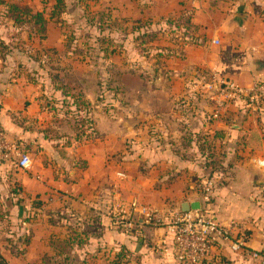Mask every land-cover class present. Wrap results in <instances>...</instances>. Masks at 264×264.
I'll return each mask as SVG.
<instances>
[{
	"label": "crops",
	"instance_id": "obj_1",
	"mask_svg": "<svg viewBox=\"0 0 264 264\" xmlns=\"http://www.w3.org/2000/svg\"><path fill=\"white\" fill-rule=\"evenodd\" d=\"M229 4L231 11L222 15L221 6L211 24L204 16L191 17L195 30H203L207 40L183 47L181 70L173 68L181 76H171L172 91L128 94L129 105L115 100L107 108L95 105L93 96L81 97L93 107L86 113L91 126L85 136L77 137L73 124L62 142L61 129L49 121V110L40 96L29 101L22 113L37 121V133L30 130L32 126L15 124L9 106L3 103L6 109L0 110V125L8 140L41 147L38 156L29 153V169H9L8 183L0 184V207L8 208L10 220L16 221L17 211L29 206L24 195L39 196L43 205L44 196L70 194L91 212L95 228L89 233V224L83 230L88 233L89 251L110 247L112 241L117 250L124 248L137 255L139 264H174L172 242L164 228L141 225L134 233L118 232L107 217L111 213L114 220V206L134 199L167 212L181 210L183 203L199 202L200 206V190L210 178L211 213L223 222H240L247 249L264 250V164H257L264 162V103L250 108L235 98L215 118L210 94L191 91L192 85L202 86L219 77L246 88L255 81L264 82V0H232ZM218 37L221 42L213 44ZM253 130L262 138L260 147H241L243 133ZM204 140L214 147L225 168L211 174L204 167V155L199 156L196 145ZM14 183L18 188L6 193L5 187ZM105 226L111 231L104 232ZM149 244L157 245V252ZM203 264L255 263L224 243Z\"/></svg>",
	"mask_w": 264,
	"mask_h": 264
},
{
	"label": "rangeland",
	"instance_id": "obj_2",
	"mask_svg": "<svg viewBox=\"0 0 264 264\" xmlns=\"http://www.w3.org/2000/svg\"><path fill=\"white\" fill-rule=\"evenodd\" d=\"M7 1L29 7L33 12L41 11L46 20V30L40 33L35 25L18 27L0 8V110L6 109L3 106L6 103L15 124L23 128L32 126L30 130L37 133V121L26 119L22 113L29 101L40 96L43 106L49 110V121L61 129L62 142L69 137V127L87 118V111L93 110V107L84 101V105L71 106L73 99L70 101L62 97L61 89L72 94L80 92L82 97L93 96V103L103 104V107L114 104L115 100L129 105L128 94L148 93L155 89L172 91L170 78L181 76V71L173 72V68L181 70L179 64L183 59V47L187 44L197 46L198 41L203 43L207 40L203 30L196 31L192 23L187 32L184 27H177L179 18L199 15L211 24L214 12L218 13L222 6V15L229 13V3L232 2L66 0L65 12L60 19H54L50 17L53 0ZM230 20L234 19L230 17ZM218 40L221 42V38ZM191 91L200 95L201 85H192ZM79 110L80 113L77 112ZM48 128L51 126L44 129L48 131ZM18 143L15 145L20 154L38 156L41 150L39 144ZM210 152L211 144H204L201 149L197 147L200 157H206ZM215 152V166L225 168L224 161ZM197 153L192 151V154ZM0 168L3 172L0 184H7L6 171L19 166L12 157L0 161ZM62 169L66 170L64 166ZM65 175L68 176L67 173ZM5 188H8V193L18 186L14 183V186ZM15 194V201H18V193ZM24 198L28 199L29 206L17 211L16 221L10 220L7 207H0V254L7 264L115 262V242L111 241L110 247L104 245L89 251L87 244L90 240L82 245H71L66 241L72 237L74 230L81 232L90 224L89 233H92L95 228L91 212L73 201L70 194L60 192L44 196L42 198L46 201L43 205L39 196L24 195ZM36 203L41 205L36 206ZM109 217L111 220V213ZM108 219L107 222L112 225ZM107 231L111 230L105 226L104 232ZM23 239L29 240L30 244L24 245ZM148 247L154 252L158 250L155 244ZM124 260H128L126 264H139L138 256L133 253Z\"/></svg>",
	"mask_w": 264,
	"mask_h": 264
},
{
	"label": "built area",
	"instance_id": "obj_3",
	"mask_svg": "<svg viewBox=\"0 0 264 264\" xmlns=\"http://www.w3.org/2000/svg\"><path fill=\"white\" fill-rule=\"evenodd\" d=\"M212 43L219 44L218 39ZM212 82L201 86L215 101L213 117L218 118L219 112L226 109L232 100L240 99L246 107L256 108L264 103V82L255 81L249 87H243L227 78L212 79ZM14 157L16 164L22 170L31 166V157L20 154L15 143L8 140L0 129V160ZM258 165L264 164L262 160ZM201 203L198 209L189 211H164L138 203L135 199L127 204L114 206L113 219L121 223L126 231L131 230L137 222L155 228H164L173 247L175 264H201L207 260L215 248L227 243L232 251L244 253L255 263L264 264L262 250H248L245 240L244 226L237 221L226 222L217 219L209 209V194L211 181L206 180Z\"/></svg>",
	"mask_w": 264,
	"mask_h": 264
},
{
	"label": "trees",
	"instance_id": "obj_4",
	"mask_svg": "<svg viewBox=\"0 0 264 264\" xmlns=\"http://www.w3.org/2000/svg\"><path fill=\"white\" fill-rule=\"evenodd\" d=\"M66 7V0H53V5L51 7L50 17L52 18H59L61 15L65 12ZM0 8L5 11V13L9 16V18L12 20L13 24L18 27H23V25H35L38 27V31L41 33H45L46 30V20L42 14L41 11L33 12L29 7H23L16 3L8 2L7 0H0ZM60 19V18H59ZM191 17L190 16H183L179 18V22L176 26L177 27H184L185 32L189 31L192 24H191ZM31 31V29H29ZM60 90V89H58ZM61 95L64 97H74L73 103L75 102V106L77 105H84L85 103L81 100L82 94L80 92H77L76 94H72L71 92H66V90L61 89ZM79 103V104H78ZM80 111V110H79ZM78 122V121H77ZM91 126V122L89 118H84V120L79 121L78 123H75L74 126H72V130L74 133H77V137H82L86 135V129H88ZM0 129L5 133V130L0 126ZM261 136L260 134L253 130L246 133H243L241 138V147H248L253 149H258L261 144ZM208 144L207 140H204L202 142H199V144H196L199 149H201L202 145ZM214 147L211 145V152L208 156L202 158V163L204 167L209 169L210 173L212 174L214 170H216L218 167H216V160L214 158ZM2 161V160H0ZM207 180H210V178H207ZM212 184V183H211ZM203 189L200 190V197L203 193ZM211 191L209 194V201L211 202ZM37 204V203H36ZM38 203L36 206H39ZM210 205V203H209ZM111 224L114 227V229L121 231V232H132L134 233L136 231V228H138L141 225H147L144 223L137 222V224L129 231H126L121 223H116L114 220H111ZM150 226V225H148ZM83 237V239H81ZM89 240L87 231H72V237L66 241H68L71 245H82L87 243ZM24 245L29 244V240L23 239ZM173 251V249H172ZM264 252V250H262ZM132 253L129 250H126L124 248H121L117 250L115 257L116 260L113 262V264H126L128 260H124L126 256H131ZM124 260V262H123ZM206 261V260H205ZM205 261H203L201 264H203ZM0 264H7L4 260V257L0 255Z\"/></svg>",
	"mask_w": 264,
	"mask_h": 264
},
{
	"label": "water",
	"instance_id": "obj_5",
	"mask_svg": "<svg viewBox=\"0 0 264 264\" xmlns=\"http://www.w3.org/2000/svg\"><path fill=\"white\" fill-rule=\"evenodd\" d=\"M199 208V202H195V203H183L181 206V211L185 212V211H189V210H196Z\"/></svg>",
	"mask_w": 264,
	"mask_h": 264
}]
</instances>
